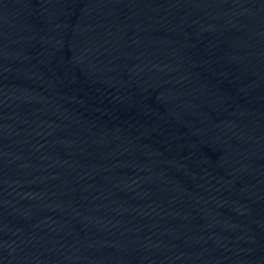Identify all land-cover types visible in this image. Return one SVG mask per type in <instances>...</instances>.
I'll return each instance as SVG.
<instances>
[{
    "label": "water",
    "instance_id": "95a60500",
    "mask_svg": "<svg viewBox=\"0 0 264 264\" xmlns=\"http://www.w3.org/2000/svg\"><path fill=\"white\" fill-rule=\"evenodd\" d=\"M0 264H264V0H0Z\"/></svg>",
    "mask_w": 264,
    "mask_h": 264
}]
</instances>
